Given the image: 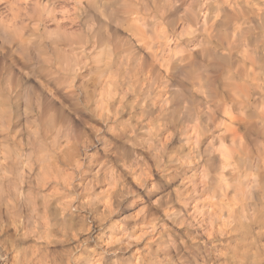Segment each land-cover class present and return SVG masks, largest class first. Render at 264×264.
Here are the masks:
<instances>
[{"label": "clouds", "instance_id": "1", "mask_svg": "<svg viewBox=\"0 0 264 264\" xmlns=\"http://www.w3.org/2000/svg\"><path fill=\"white\" fill-rule=\"evenodd\" d=\"M0 264H264V0H0Z\"/></svg>", "mask_w": 264, "mask_h": 264}]
</instances>
